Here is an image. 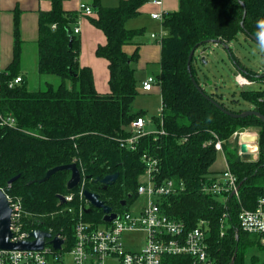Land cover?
<instances>
[{"label": "trees", "instance_id": "trees-1", "mask_svg": "<svg viewBox=\"0 0 264 264\" xmlns=\"http://www.w3.org/2000/svg\"><path fill=\"white\" fill-rule=\"evenodd\" d=\"M49 1L50 9L38 15L36 73L54 75L59 83L44 82L37 89L29 88L20 67L21 40L16 18L13 58L0 71V112L16 121L14 127L0 125V188L20 198L25 210L24 227L52 234L61 232L71 241L75 210L63 209L67 203L60 202L58 195L76 194L80 184L73 190L66 188L68 170H58L38 181L48 169L76 163L82 177L88 176L83 178V188L97 193L118 210L135 199L138 177L143 171L141 155L146 153L158 158L160 179L183 181V192L168 197L164 206L173 218L188 227L199 219L208 222L214 264H230L232 258V264H244L250 249L263 250L260 235L238 228L237 213L241 205L252 208L258 197H264V122L255 115L235 118L222 112L208 97L232 112L243 110H231L218 100L215 91L206 92L198 81L194 56L190 71L187 58L197 44L219 40L226 45L238 33L253 36L264 45V0H178V9L163 15L162 25L167 33L160 41L156 82L165 133L142 136L134 150L120 146L131 133V121L142 114L131 106L137 94L133 66L137 50L128 54L124 46L133 43L143 30L128 29L124 23L137 15L147 0H120L115 7H103L100 0L92 2L96 16L90 21L106 37L95 54L108 61L107 93L96 91L91 69L78 62L80 40L72 27L80 13L64 10V0ZM228 52L231 54L229 48ZM233 61L239 67L237 59ZM241 71L248 77H257L248 69ZM17 75L21 80L9 86ZM259 77L264 78V73ZM241 95L254 105L252 109L264 114L257 92L242 90ZM153 119L158 121V116ZM248 126L260 127L255 160L238 157L237 148L228 142L235 130ZM213 133L224 141L225 159L239 184L241 204L233 195L226 194L220 200L216 194L202 190L216 157L214 148L203 144ZM114 172H118L117 179L105 188L96 180ZM121 200L126 201L125 206ZM71 204L78 208L77 196ZM224 213L226 218L222 217ZM101 215L99 209L92 208L83 218L102 223ZM221 223L224 233L219 236ZM257 260L254 255L250 258L252 263ZM160 264L193 262L189 256L167 255Z\"/></svg>", "mask_w": 264, "mask_h": 264}, {"label": "built area", "instance_id": "built-area-1", "mask_svg": "<svg viewBox=\"0 0 264 264\" xmlns=\"http://www.w3.org/2000/svg\"><path fill=\"white\" fill-rule=\"evenodd\" d=\"M159 4V0H153ZM79 13L85 15L92 14L89 5L80 3ZM162 12H152L151 17L163 20ZM78 19L74 23H77ZM77 24L73 28V33H78ZM235 76L236 84L244 90L246 86H257L254 92L258 93L257 101L264 105V78L257 76L251 78L242 71H237ZM21 80L20 76L13 78L9 86L17 84ZM156 79L152 76L142 82L143 90H150ZM162 103L158 108L159 127L149 130L147 126L152 121L144 116H136L130 123L131 133L125 137L120 146L127 150H134L138 140L147 134H164L161 119ZM0 125L14 127L15 118L11 115L0 112ZM252 134L253 143L250 144V151L258 156V133L248 130V128L237 129L230 137L235 140L238 146V154L242 157L240 135ZM223 140L215 133L212 138L204 142L203 145H210L215 152L223 153ZM249 151V152H250ZM143 164L142 175L145 182H138L136 186L135 198L144 197L143 204L136 211L130 209V204L122 209L115 210V218L109 222L95 223L85 220L83 214L86 208L91 207L89 202L83 197V178L80 182L78 192L68 193L64 196L67 205L63 208L67 211L75 210L71 202L78 197L79 204L73 219L71 241L64 233L57 235L62 243L59 248H55L51 243V238H45L43 247L39 250H0V264H160L162 258L167 255H185L192 258L193 264H214V258L210 254V228L204 219H199L194 226L188 227L181 220L171 216L164 206V200L183 192L184 183L174 178H159V160L149 154L141 155ZM83 176V174H81ZM2 189V188H1ZM239 184L236 176L226 165L218 177H209L203 185L204 192H211L219 197L226 194L238 198ZM11 209L10 231L12 242L32 240L30 233L35 229H26L23 222L25 210L19 197H12L5 192ZM125 206V205H124ZM93 208V207H92ZM96 209V208H95ZM92 210V209H91ZM100 210V209H99ZM101 211V210H100ZM91 212V211H90ZM87 212V213H90ZM101 214L103 215L102 211ZM101 215V216H102ZM226 218V213L222 215ZM238 228L243 232L258 234L264 242V197H258L252 208H241L237 213ZM141 231L143 241L138 246L128 247L123 242L124 234L132 231ZM224 233V225L221 223L219 236ZM66 258H68L66 260Z\"/></svg>", "mask_w": 264, "mask_h": 264}, {"label": "crops", "instance_id": "crops-1", "mask_svg": "<svg viewBox=\"0 0 264 264\" xmlns=\"http://www.w3.org/2000/svg\"><path fill=\"white\" fill-rule=\"evenodd\" d=\"M120 0H100L103 7H115ZM159 4L153 3V0H147L139 8V12L132 18L125 21L124 25L128 29H142V34L135 38L133 43L124 46L128 54H132L134 49L137 50V56L133 63L135 64L134 75L137 81V94H146L149 97H156L161 104L160 87L154 82L150 90L142 89V82L152 76L155 79L160 71L161 46L160 41L167 33L162 25V21L151 17L152 12H172L178 9V0H159ZM93 0H64L62 7L66 11H78L80 3L89 5L92 8L91 15L80 14L77 21L79 28L75 35L80 40V50L78 62L80 66L89 67L93 75V83L98 93L109 92L108 86V61L95 54L98 45L106 42L104 33L95 27L90 19L95 17L96 13L92 6ZM51 7L49 0H0V71L5 69L13 58L14 42V19L18 22V37L21 40L20 48V67L24 74L28 69L36 72L37 49L36 42L38 38V15L40 11H47ZM75 24V25H76ZM72 29L74 28V26ZM31 66V67H30ZM37 74V73H36ZM35 74V75H36ZM38 75V74H37ZM20 76V75H17ZM38 79L40 76L38 75ZM157 108V109H158ZM147 110V109H146ZM145 109L141 111V116L152 121L149 125L159 127L158 121L153 119L157 115H149ZM148 125V126H149ZM147 126V128H148ZM221 157L209 167L210 176L218 177L226 167L227 162L223 153L216 152ZM139 176H143L142 173ZM224 197H219L224 200ZM133 202V201H132ZM131 202V204H132ZM130 204V205H131ZM123 206V205H122Z\"/></svg>", "mask_w": 264, "mask_h": 264}, {"label": "rangeland", "instance_id": "rangeland-1", "mask_svg": "<svg viewBox=\"0 0 264 264\" xmlns=\"http://www.w3.org/2000/svg\"><path fill=\"white\" fill-rule=\"evenodd\" d=\"M227 46L232 56H230L231 54H229L228 49L225 48L222 43L209 42L195 50L193 66L197 72L196 75L198 77V81L206 92L211 93L212 91H215L218 100L222 102L227 108L234 111L252 109L254 105L250 101L243 98L241 95L242 89L236 84L234 75L237 71H241V68L250 70L254 76H259L264 73V46L243 33H238L236 38L230 41ZM202 55L205 58V62L201 60ZM233 59H237L239 67H237ZM133 66H135V64ZM25 73L28 78V86L30 89H37L44 82H51L54 85L59 83L58 77L51 74H42L40 75V79H38V75L33 69H28ZM256 88L257 86H246L244 87V90L247 92H254ZM159 103L160 102L154 96L149 97L146 94L138 93L134 97L131 106L133 110L147 109V114L152 116L158 114L157 108ZM246 128L252 132L258 133L259 135L260 127L248 126ZM148 129L155 130L156 127L152 124L148 126ZM253 140L254 139H252V141ZM228 142L237 148L236 155L240 157L238 154V146L236 145L235 140L231 138V140L229 139ZM223 154H225L224 147ZM217 161H221L220 156H217L214 164ZM145 180L146 178L144 176L138 177V182H145ZM236 199L238 200L237 202L241 204L239 195ZM143 202L144 197L142 195L136 197L130 205V209L132 211L138 210ZM242 207L250 208L241 205L239 210ZM76 212L77 209L75 208V213ZM142 241L143 233L137 230L126 233L123 237V242L128 247L138 246L142 243ZM261 244L264 247V242L261 241ZM253 255L258 257V260L255 263L250 261V258ZM67 259L68 258H66V260ZM263 261L264 248L261 251L250 249V251L247 252L244 257V264H260Z\"/></svg>", "mask_w": 264, "mask_h": 264}, {"label": "water", "instance_id": "water-1", "mask_svg": "<svg viewBox=\"0 0 264 264\" xmlns=\"http://www.w3.org/2000/svg\"><path fill=\"white\" fill-rule=\"evenodd\" d=\"M249 37H251L253 40L258 42L253 36H249ZM209 42L222 43L219 40L205 41V43H209ZM205 43L197 44L196 46H194L190 50L188 58H187V70L188 71H190V62L192 60V57L194 56L195 50L200 46H204ZM223 45L225 48L228 49L227 44L226 45L223 44ZM201 60L205 62V58L203 55L201 56ZM191 80L193 81V84L196 86V88H198L202 92V90L196 84V82L194 81V79L192 77H191ZM208 99L216 107H218L222 112H224L225 114H228L232 117L236 118V117H244V116H248V115H255V116L259 117L264 122V114L260 113L259 111L255 110V109H246V110L241 111L240 113H235V112H232L230 110L223 108L218 102L214 101L213 99H211L209 97H208ZM239 139L241 142L239 148H240L241 152L244 153L242 155V158L247 159V160H255L257 158L256 154L253 153L252 151H250V149H252L250 147V144L253 143V141H252L253 135L252 134H241ZM58 170H68L70 172V177L66 182V188L68 190H73L74 188H76L80 184L82 178H88V176L82 177L81 172L79 171L76 163L72 162V163L65 164V165L54 166V167L48 169L45 172V175L41 179H39L38 181L46 180L51 174H53L54 172H56ZM117 177H118V172H114L112 174H107L102 178H99V179L97 178L96 180H98L101 184H103V188H105L107 185L114 182L117 179ZM15 178H16V176L11 178L8 181V183L10 184ZM82 194H83V197L89 202V204L91 206L89 208H86V210H85L86 213L90 212L92 207H93V208L100 209L102 211L103 215H102L101 219L103 222H109L115 218L116 214L114 212H110L111 207L108 204H106L103 200H101L98 197L97 193H94L88 189H83ZM58 199L60 200V202H63L64 196L62 194H59ZM120 204L124 206L126 204V201L121 200ZM10 215H11V209L9 207L8 200L6 198L5 193L0 188V250H11V249L39 250L43 247L45 238H51V236H52L51 233L46 232L44 230L35 229L34 231H32L30 233V236L33 237L32 240L12 242L10 240L11 231L9 229L10 222H11ZM50 241L55 248H59L61 243H62V240L57 235H54ZM232 261H233V258L231 259L230 264H232Z\"/></svg>", "mask_w": 264, "mask_h": 264}]
</instances>
